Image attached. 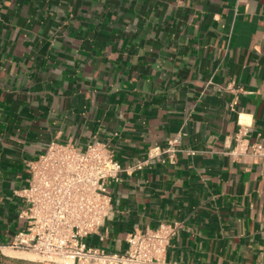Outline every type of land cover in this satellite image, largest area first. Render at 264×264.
Instances as JSON below:
<instances>
[{"label": "crops", "instance_id": "0c3cea01", "mask_svg": "<svg viewBox=\"0 0 264 264\" xmlns=\"http://www.w3.org/2000/svg\"><path fill=\"white\" fill-rule=\"evenodd\" d=\"M264 0H0V242L23 220L14 190L51 141L109 143L124 167L86 242L180 222L172 264H264ZM246 133V134H244ZM194 151V153H190ZM0 264H57L4 248Z\"/></svg>", "mask_w": 264, "mask_h": 264}, {"label": "built area", "instance_id": "2783aa9c", "mask_svg": "<svg viewBox=\"0 0 264 264\" xmlns=\"http://www.w3.org/2000/svg\"><path fill=\"white\" fill-rule=\"evenodd\" d=\"M179 143L176 137L167 147H153L147 160L124 167L107 142L91 141L80 148L51 141L36 159L28 161L27 184L14 190L22 204L18 216L23 223L10 244L0 242V253L10 248L57 264H172L165 255L181 228L177 221L129 234L124 251L92 247L86 240L111 217V185L121 181V174L142 169L154 157L174 163ZM231 154L263 158L264 146L250 144L239 133Z\"/></svg>", "mask_w": 264, "mask_h": 264}, {"label": "rangeland", "instance_id": "374dc122", "mask_svg": "<svg viewBox=\"0 0 264 264\" xmlns=\"http://www.w3.org/2000/svg\"><path fill=\"white\" fill-rule=\"evenodd\" d=\"M38 257V256H37Z\"/></svg>", "mask_w": 264, "mask_h": 264}]
</instances>
